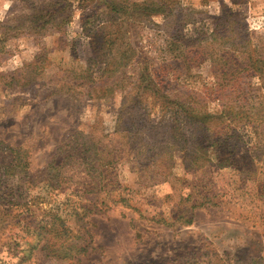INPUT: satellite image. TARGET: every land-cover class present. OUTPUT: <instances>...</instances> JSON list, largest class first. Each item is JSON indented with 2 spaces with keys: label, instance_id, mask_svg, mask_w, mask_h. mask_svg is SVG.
<instances>
[{
  "label": "rangeland",
  "instance_id": "1",
  "mask_svg": "<svg viewBox=\"0 0 264 264\" xmlns=\"http://www.w3.org/2000/svg\"><path fill=\"white\" fill-rule=\"evenodd\" d=\"M249 52L264 0H0V264H264Z\"/></svg>",
  "mask_w": 264,
  "mask_h": 264
},
{
  "label": "trees",
  "instance_id": "2",
  "mask_svg": "<svg viewBox=\"0 0 264 264\" xmlns=\"http://www.w3.org/2000/svg\"><path fill=\"white\" fill-rule=\"evenodd\" d=\"M248 68L253 69L254 71L261 72L264 67V56L258 55L254 52H249L248 55L245 56ZM261 75V74H260ZM186 222H191V219H187Z\"/></svg>",
  "mask_w": 264,
  "mask_h": 264
}]
</instances>
